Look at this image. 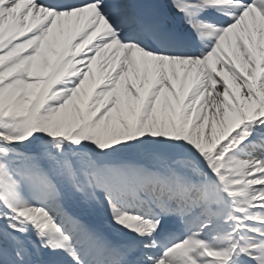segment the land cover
<instances>
[{"label":"snow or ice","instance_id":"6c2138e0","mask_svg":"<svg viewBox=\"0 0 264 264\" xmlns=\"http://www.w3.org/2000/svg\"><path fill=\"white\" fill-rule=\"evenodd\" d=\"M0 264H264V0H0Z\"/></svg>","mask_w":264,"mask_h":264}]
</instances>
